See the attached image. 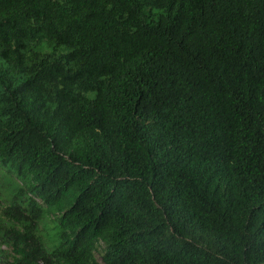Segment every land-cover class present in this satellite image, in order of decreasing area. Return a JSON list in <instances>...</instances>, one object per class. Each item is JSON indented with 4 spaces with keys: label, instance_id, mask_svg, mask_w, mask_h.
<instances>
[{
    "label": "trees",
    "instance_id": "16d2710c",
    "mask_svg": "<svg viewBox=\"0 0 264 264\" xmlns=\"http://www.w3.org/2000/svg\"><path fill=\"white\" fill-rule=\"evenodd\" d=\"M0 163V264H264V0H0Z\"/></svg>",
    "mask_w": 264,
    "mask_h": 264
},
{
    "label": "rangeland",
    "instance_id": "374dc122",
    "mask_svg": "<svg viewBox=\"0 0 264 264\" xmlns=\"http://www.w3.org/2000/svg\"><path fill=\"white\" fill-rule=\"evenodd\" d=\"M64 48H62V50H63ZM92 94V93H91ZM91 94H89V95H91ZM6 165L4 166V165H2L1 163H0V174H2V175H4L8 180L9 179H11V177H10V175L8 174V175H5V172H6ZM97 259H98V261L99 262H102V258H101V255L99 254V253H97ZM2 264H6V263H2Z\"/></svg>",
    "mask_w": 264,
    "mask_h": 264
}]
</instances>
